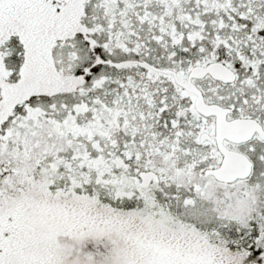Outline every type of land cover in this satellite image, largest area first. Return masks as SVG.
Returning a JSON list of instances; mask_svg holds the SVG:
<instances>
[{"label":"snow or ice","instance_id":"6c2138e0","mask_svg":"<svg viewBox=\"0 0 264 264\" xmlns=\"http://www.w3.org/2000/svg\"><path fill=\"white\" fill-rule=\"evenodd\" d=\"M0 264H264V0H0Z\"/></svg>","mask_w":264,"mask_h":264}]
</instances>
